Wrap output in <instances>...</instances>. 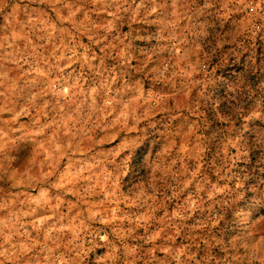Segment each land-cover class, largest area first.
Here are the masks:
<instances>
[{
  "label": "rangeland",
  "instance_id": "374dc122",
  "mask_svg": "<svg viewBox=\"0 0 264 264\" xmlns=\"http://www.w3.org/2000/svg\"><path fill=\"white\" fill-rule=\"evenodd\" d=\"M0 264H264V0H0Z\"/></svg>",
  "mask_w": 264,
  "mask_h": 264
}]
</instances>
